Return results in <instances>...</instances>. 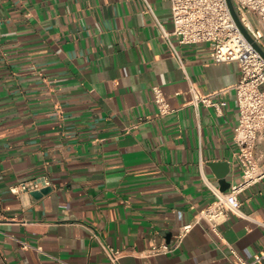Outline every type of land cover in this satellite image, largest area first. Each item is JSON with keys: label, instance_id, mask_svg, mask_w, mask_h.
I'll return each instance as SVG.
<instances>
[{"label": "crops", "instance_id": "crops-1", "mask_svg": "<svg viewBox=\"0 0 264 264\" xmlns=\"http://www.w3.org/2000/svg\"><path fill=\"white\" fill-rule=\"evenodd\" d=\"M147 3L171 32L169 1ZM155 18L143 0H0V264H110L90 230L120 264H232L264 249L263 177L238 194L246 217L216 233L199 222L148 254L213 199L202 176L224 191L240 175L238 63L214 62L207 42L169 34L170 47ZM254 152L264 165V131ZM40 175L39 196L8 189Z\"/></svg>", "mask_w": 264, "mask_h": 264}, {"label": "built area", "instance_id": "built-area-1", "mask_svg": "<svg viewBox=\"0 0 264 264\" xmlns=\"http://www.w3.org/2000/svg\"><path fill=\"white\" fill-rule=\"evenodd\" d=\"M155 18L147 0H143ZM172 23L171 32L166 31L155 21L161 35L172 47L169 34L175 36L178 43L207 42L214 62L236 61L240 78L233 85L238 109V121L233 131L235 150L233 158L240 170L238 180L231 182L227 190H220L204 176L203 181L213 194V199L198 210L191 221L178 226L171 242H150L149 255L165 254L175 248L199 222H205L213 231L227 219L229 214L246 217L241 210L238 194L264 177V165L255 155L258 135L264 131V0H231L234 11L251 41L247 40L239 25L234 20L226 0H168ZM259 47L263 55L257 50ZM173 48V47H172ZM174 51V49H173ZM175 56L180 60L176 51ZM153 100L158 114L171 110L157 85L151 86ZM193 102H209L207 96L199 95L193 86L189 87ZM210 103V102H209ZM224 102L211 103L216 111ZM49 180L45 175L34 177L9 186V191L16 194L23 191L32 192L47 186ZM264 225V222H259ZM91 236L98 242L110 264L119 263V251L106 244L97 233ZM26 247L25 242H21ZM264 258V249H257L250 258L235 256L232 264H256Z\"/></svg>", "mask_w": 264, "mask_h": 264}, {"label": "water", "instance_id": "water-1", "mask_svg": "<svg viewBox=\"0 0 264 264\" xmlns=\"http://www.w3.org/2000/svg\"><path fill=\"white\" fill-rule=\"evenodd\" d=\"M226 2H227V5H228V7H229V10H230V12H231V14H232L234 20H235L236 23L239 25V27H240L241 31L243 32L244 36L247 38V40L251 41L249 35H248L247 32L244 30V28L242 27V25L240 24V22H239V20H238V17H237V15H236L235 11H234L233 6H232L231 0H226ZM254 45H255V44H254ZM255 47H256L257 50L263 55V53H262V51L259 49V47L256 46V45H255ZM48 190H49V186H45V187L41 188L40 190L32 191V194H34V195H38V196H39V195H41V194L47 192Z\"/></svg>", "mask_w": 264, "mask_h": 264}]
</instances>
